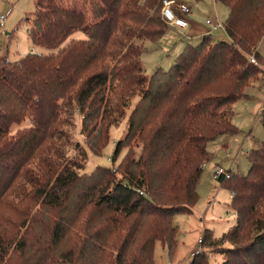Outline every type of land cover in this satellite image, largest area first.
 <instances>
[{
    "label": "trees",
    "instance_id": "trees-1",
    "mask_svg": "<svg viewBox=\"0 0 264 264\" xmlns=\"http://www.w3.org/2000/svg\"><path fill=\"white\" fill-rule=\"evenodd\" d=\"M34 1L28 35L40 51L0 59V264H156V243L172 249L175 215L198 201L208 145L239 133L234 104L264 84L251 62L264 63V0H216L228 9L230 41L206 35L152 77L141 58L144 41L168 30L164 0ZM135 97L115 157L128 152L117 168L85 173L76 116L100 155ZM26 118L31 126L13 132ZM248 160L247 175L217 179L232 192L236 222L222 239L206 229L202 240L231 245L221 264H264V142ZM190 264L212 263L203 251Z\"/></svg>",
    "mask_w": 264,
    "mask_h": 264
},
{
    "label": "rangeland",
    "instance_id": "rangeland-1",
    "mask_svg": "<svg viewBox=\"0 0 264 264\" xmlns=\"http://www.w3.org/2000/svg\"><path fill=\"white\" fill-rule=\"evenodd\" d=\"M177 1L185 2L191 8L192 14L187 16L190 27L180 30L169 26L166 34L157 41H144L145 50L141 61L143 72L148 77H152L158 69L169 71L185 46L199 45L209 31L215 41H230L226 28L223 26L229 15L225 5L216 0ZM34 11V0H0V18H6L4 27L0 26V59L7 57L8 60L15 62L31 52L40 51L33 46L28 35L32 24L31 14ZM208 19L215 23L220 22L222 27L212 30V27L207 25ZM73 38L84 39L86 37L83 33L77 32ZM260 50L264 59V38ZM259 64L263 69L264 63L259 62ZM132 89L133 87L128 92H132ZM247 94V99L237 101L233 107L235 112L233 121L239 133L229 137L221 136L223 138H218L209 145L208 150L212 159L204 166L198 185V201L193 207L192 214L175 215L173 225L177 232L173 248L169 249L160 241L156 243L154 251L156 264H190L194 254L201 248L199 240L203 239L206 229L211 230L214 238L220 240L235 224V211L230 206L232 192L215 178V173L221 167L227 172L247 175L250 170L249 152L257 148L259 143L264 142V126L261 122V109L264 108V85L261 86L259 82L251 85ZM116 95L113 90L105 93L107 101L115 100ZM138 100L139 98L135 97L131 101L125 118L119 125L112 127L110 142L100 155L92 151L90 145L86 144L84 136L80 134L84 117L76 116L77 127L72 131L73 140L85 146V173L91 174L98 166L118 167L128 152V148L122 149L115 157L117 144L127 134L128 120ZM30 126L31 120L26 118L21 124L14 125L12 131L24 130ZM226 144L227 147H225ZM130 147L133 148L134 144L131 143ZM70 153L72 156H77L73 149ZM202 246L204 247V244ZM230 246L228 242H224L220 247H207L204 251L210 255L212 264H221L224 261L221 252Z\"/></svg>",
    "mask_w": 264,
    "mask_h": 264
},
{
    "label": "built area",
    "instance_id": "built-area-1",
    "mask_svg": "<svg viewBox=\"0 0 264 264\" xmlns=\"http://www.w3.org/2000/svg\"><path fill=\"white\" fill-rule=\"evenodd\" d=\"M192 14V10L189 7V5L185 2L177 1V0H164L163 2V10H162V15L166 22H168L169 26L174 28V29H180L184 30L189 27V21L187 19V16ZM6 22V18L2 17L0 18V26L4 27ZM207 25L212 27V30H217L219 27H222V24L215 23L213 20L208 19L207 20ZM224 26V24H223ZM210 32H208V35H210ZM36 53V52H33ZM40 54V53H38ZM251 62L254 65H259L258 60L256 59L255 56L251 57ZM264 69V67H263ZM231 174L227 171H225L223 168L219 167L215 173V178L218 179L219 177H226L230 178ZM199 244L201 245V248L197 253L203 252L204 247L203 245V240H199Z\"/></svg>",
    "mask_w": 264,
    "mask_h": 264
},
{
    "label": "crops",
    "instance_id": "crops-1",
    "mask_svg": "<svg viewBox=\"0 0 264 264\" xmlns=\"http://www.w3.org/2000/svg\"><path fill=\"white\" fill-rule=\"evenodd\" d=\"M189 27H190V24H189ZM189 27H188V28H189ZM188 28H187V29H188ZM207 35H208V34H207ZM262 41H263V40H262ZM262 41H261V43H262ZM261 43H260L259 46L257 47L259 53H261V50H260ZM263 85H264V84H263ZM261 86H262V85H261ZM245 99H247V98H245ZM234 105H235V104H234ZM233 107H234V106H233ZM233 109H234V108H233ZM262 110H263V109H261V112H262ZM234 118H235V116H234ZM233 122H234V121H233ZM225 137H229V136H225ZM220 138H223V137H219V139H220ZM215 141H216V140H215ZM215 141L211 142L210 144L214 143ZM210 144H209V145H210ZM209 145H208V148H209ZM225 147H227V144L225 145Z\"/></svg>",
    "mask_w": 264,
    "mask_h": 264
}]
</instances>
